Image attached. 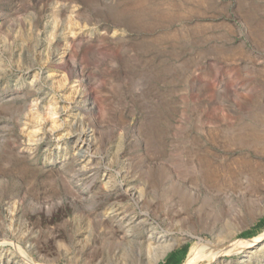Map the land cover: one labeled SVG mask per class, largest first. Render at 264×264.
Returning a JSON list of instances; mask_svg holds the SVG:
<instances>
[{"label": "rangeland", "instance_id": "374dc122", "mask_svg": "<svg viewBox=\"0 0 264 264\" xmlns=\"http://www.w3.org/2000/svg\"><path fill=\"white\" fill-rule=\"evenodd\" d=\"M132 1L0 0V264H264V191L200 171L264 164V0Z\"/></svg>", "mask_w": 264, "mask_h": 264}, {"label": "bare ground", "instance_id": "6f19581e", "mask_svg": "<svg viewBox=\"0 0 264 264\" xmlns=\"http://www.w3.org/2000/svg\"><path fill=\"white\" fill-rule=\"evenodd\" d=\"M132 3L133 5H137L138 7L144 6L143 0H134L132 1ZM154 7L150 10V12H145L143 10L135 11V13H133L135 14L133 16L134 23L137 25H142L143 23H146L144 16L150 13L155 14L156 18H154V20H156L157 23L159 20L158 13L159 15H161V18L163 20L169 19L166 13L158 12V8L156 9ZM263 133L258 132L256 130H250V131H247L246 133L244 132L241 135V137H235L233 139V142L236 144H239L240 146L244 148H251V149L253 148L254 151L256 152V155L257 154L259 155V153L261 152V148H264V134ZM200 171H201V174H203V178L205 180V183L208 185V188L213 192L221 193V190L223 188H229L230 190H234V191H243V189H246L244 190V191H247V193L245 192L246 195L251 198V197H254V195L262 193L264 191V185H263L264 183V164L263 163L261 164V162L259 163V162L253 161V159H250V158L242 157L241 163L238 162L235 168L227 164L226 165L224 164L223 165H213V163H210L209 161L204 160ZM244 180L246 182V185L243 187ZM135 195L136 194H134V192L130 193L131 197H134ZM137 199H139V196L137 197ZM210 200H211L210 207L214 212L217 213L222 210L220 208L221 205L215 206V203L219 201L216 196L213 195V197H211ZM205 204L208 205L209 201H208V204L207 203ZM244 208L245 209L243 210L247 215H250V216L254 215L255 211L253 207V200L249 199V202ZM237 214H238V211H237ZM233 224H230L228 228L229 227L232 228ZM263 237H264V234L259 239H262ZM256 241L257 239L255 240L253 239L249 242L247 241V243H242L241 245L238 246L239 248L238 250L248 249V247L255 244ZM229 246L218 247V246H214V244L212 243L203 242L202 240L197 239V242L194 244V246L190 248L184 264H198L202 262L203 260L215 261L222 254L227 253L228 250H229L228 252L230 253L237 252V250H233L234 247L232 245L230 247ZM166 251H167L166 247L165 249L161 251H157V253L153 257V263L156 262L158 259H160L166 253Z\"/></svg>", "mask_w": 264, "mask_h": 264}, {"label": "crops", "instance_id": "0c3cea01", "mask_svg": "<svg viewBox=\"0 0 264 264\" xmlns=\"http://www.w3.org/2000/svg\"><path fill=\"white\" fill-rule=\"evenodd\" d=\"M174 257H169V258H166V260L164 262H162L161 264H174L175 261H174Z\"/></svg>", "mask_w": 264, "mask_h": 264}]
</instances>
